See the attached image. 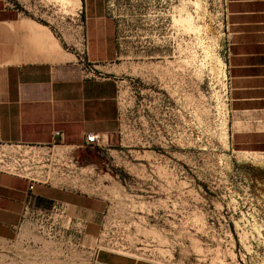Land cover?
Returning <instances> with one entry per match:
<instances>
[{
  "label": "rangeland",
  "instance_id": "1",
  "mask_svg": "<svg viewBox=\"0 0 264 264\" xmlns=\"http://www.w3.org/2000/svg\"><path fill=\"white\" fill-rule=\"evenodd\" d=\"M95 1L112 31L110 47L90 49L105 57L90 70L116 85L117 132L106 155H82L89 176L55 162L103 201L95 248L162 264H264V146L241 151L231 139L223 0ZM28 156L1 164L45 181ZM48 213L30 221L33 264L41 248H79Z\"/></svg>",
  "mask_w": 264,
  "mask_h": 264
},
{
  "label": "crops",
  "instance_id": "2",
  "mask_svg": "<svg viewBox=\"0 0 264 264\" xmlns=\"http://www.w3.org/2000/svg\"><path fill=\"white\" fill-rule=\"evenodd\" d=\"M65 2L0 0V264H33L39 229L23 216L33 180L37 206L58 208L67 222L65 238L79 244L62 252L41 248L37 264H162L96 249L105 207L93 195L95 184L55 164L82 165L80 173L89 176L96 168L82 155L107 154L119 117L113 80L91 72L105 57L92 58L90 49L110 47L111 24L99 21L105 16L95 0ZM223 2L231 139L250 151L264 146V0ZM79 48L89 49L87 56ZM56 132L63 137L56 139ZM89 133L101 146L85 147ZM8 155H29L35 174L45 172L47 179L9 171L1 164Z\"/></svg>",
  "mask_w": 264,
  "mask_h": 264
},
{
  "label": "built area",
  "instance_id": "3",
  "mask_svg": "<svg viewBox=\"0 0 264 264\" xmlns=\"http://www.w3.org/2000/svg\"><path fill=\"white\" fill-rule=\"evenodd\" d=\"M223 18L225 17V4L223 2ZM229 44V41L227 42V46ZM229 53V46H228V51L227 55ZM63 137V134L61 132H56L55 133V138L56 139H61ZM102 139L94 134V133H89L86 135V141H85V147L86 148H94V147H99L101 146ZM33 184L29 186V191L27 194V198L24 202V210H23V216L24 219L27 220H38L39 218H45V217H51V214H49L45 209L39 208L37 206V199L36 196L34 195V180L32 181ZM56 209V207H54ZM58 211V208L56 209Z\"/></svg>",
  "mask_w": 264,
  "mask_h": 264
},
{
  "label": "bare ground",
  "instance_id": "4",
  "mask_svg": "<svg viewBox=\"0 0 264 264\" xmlns=\"http://www.w3.org/2000/svg\"><path fill=\"white\" fill-rule=\"evenodd\" d=\"M79 2V1H78ZM78 2H76V3H78Z\"/></svg>",
  "mask_w": 264,
  "mask_h": 264
}]
</instances>
